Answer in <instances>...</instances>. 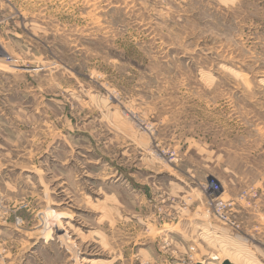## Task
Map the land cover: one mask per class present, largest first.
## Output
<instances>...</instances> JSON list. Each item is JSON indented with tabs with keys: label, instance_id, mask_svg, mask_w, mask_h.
<instances>
[{
	"label": "rangeland",
	"instance_id": "obj_1",
	"mask_svg": "<svg viewBox=\"0 0 264 264\" xmlns=\"http://www.w3.org/2000/svg\"><path fill=\"white\" fill-rule=\"evenodd\" d=\"M225 259L264 264V0H0V264Z\"/></svg>",
	"mask_w": 264,
	"mask_h": 264
},
{
	"label": "water",
	"instance_id": "obj_2",
	"mask_svg": "<svg viewBox=\"0 0 264 264\" xmlns=\"http://www.w3.org/2000/svg\"><path fill=\"white\" fill-rule=\"evenodd\" d=\"M197 264H201V263H197ZM222 264H232V263L230 262V260H224V261L222 262Z\"/></svg>",
	"mask_w": 264,
	"mask_h": 264
},
{
	"label": "built area",
	"instance_id": "obj_3",
	"mask_svg": "<svg viewBox=\"0 0 264 264\" xmlns=\"http://www.w3.org/2000/svg\"><path fill=\"white\" fill-rule=\"evenodd\" d=\"M215 186V184L214 183H212V186L211 187H214ZM213 189V188H212Z\"/></svg>",
	"mask_w": 264,
	"mask_h": 264
},
{
	"label": "bare ground",
	"instance_id": "obj_4",
	"mask_svg": "<svg viewBox=\"0 0 264 264\" xmlns=\"http://www.w3.org/2000/svg\"><path fill=\"white\" fill-rule=\"evenodd\" d=\"M225 260H228V259H225ZM231 262V261H230ZM232 263V262H231ZM233 264V263H232Z\"/></svg>",
	"mask_w": 264,
	"mask_h": 264
}]
</instances>
